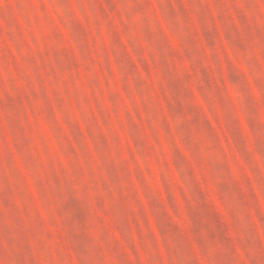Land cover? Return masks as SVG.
<instances>
[{
    "label": "rangeland",
    "instance_id": "374dc122",
    "mask_svg": "<svg viewBox=\"0 0 264 264\" xmlns=\"http://www.w3.org/2000/svg\"><path fill=\"white\" fill-rule=\"evenodd\" d=\"M0 264H264V0H0Z\"/></svg>",
    "mask_w": 264,
    "mask_h": 264
}]
</instances>
